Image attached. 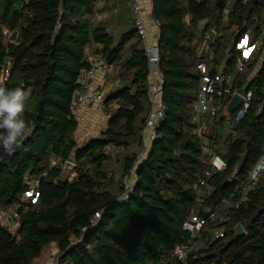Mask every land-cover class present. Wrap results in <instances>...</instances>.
<instances>
[{
	"label": "trees",
	"instance_id": "16d2710c",
	"mask_svg": "<svg viewBox=\"0 0 264 264\" xmlns=\"http://www.w3.org/2000/svg\"><path fill=\"white\" fill-rule=\"evenodd\" d=\"M97 3L0 0V82L8 68L6 87L31 90L24 116L30 134L12 155L0 147V209L9 210L26 191L28 176L40 177V200L22 215L19 236L0 230V264H34L52 244L59 251L58 264H264V172L248 190L250 172L264 157V0H151L165 115L135 170L133 191L121 204L115 203L124 191L120 178L130 175L144 149L148 60L132 20V27L124 29L129 10H120L110 25L96 24ZM110 26L123 31L114 36ZM247 32L261 44L241 73L235 44ZM203 41L210 73L224 66L235 78L234 91L247 87L253 92L248 111L231 133L205 135L209 151L226 164L209 178L208 151L195 121L196 52ZM92 47L108 68L118 71L119 86L104 100L107 127L79 146L73 104L90 68L86 53ZM108 146L122 149L115 161L105 154ZM66 162L76 165L71 180L65 176ZM202 179L205 186L197 192ZM224 201L230 203L225 211L230 221L223 225L224 238L215 241L211 233L222 227ZM101 210L105 213L91 225ZM217 211L219 218L209 220ZM191 216L207 220V248L180 262L175 250L191 243L184 231ZM237 225L245 230L241 239L235 235ZM72 240L77 244L70 246Z\"/></svg>",
	"mask_w": 264,
	"mask_h": 264
},
{
	"label": "built area",
	"instance_id": "2783aa9c",
	"mask_svg": "<svg viewBox=\"0 0 264 264\" xmlns=\"http://www.w3.org/2000/svg\"><path fill=\"white\" fill-rule=\"evenodd\" d=\"M131 10V18L133 28L137 34L141 37L144 46L145 56L148 60L149 71V85H148V98L150 100V112L148 114L146 125L144 128V148L149 150L151 144L156 140V132L164 120L165 106L162 103V88L163 79L158 70L159 64V50L157 44H150L147 40V25L144 18V11L140 0H128ZM157 25V23H156ZM264 33V28L262 30ZM8 36V32H5ZM261 44V38L253 39L250 32L244 34L240 38L239 42L235 44L238 56L236 58V67L238 72L244 73L247 70L250 62L253 61L256 52L259 50ZM208 53V46L206 41L199 44L196 52V69L200 75V84L197 93L196 103V117L197 124L196 133L203 139V146L208 155V164L211 167V171L205 173V178H209L212 172H221L225 170L226 164L217 154H212L209 151V141L205 138L208 134V125L214 122L218 117V111L226 106L225 113L230 118L229 133L232 132L235 124L243 119L253 99V92L247 90V87L242 91H234L233 85L235 78L233 75L225 72L224 66H219L216 74L212 75L210 69L205 62V56ZM107 68L106 64L100 57H95L90 62V68L83 73L81 79L82 90L76 95L73 104V113L82 110L86 106L93 107L103 116L105 115L104 109V94L95 85L96 78L102 74ZM2 82L3 84L9 79V70L4 68L2 70ZM235 95H239L243 99V103L240 107L231 114L227 112V106L231 102ZM261 109H259V112ZM258 112V113H259ZM122 152L121 148H114L108 146L105 150V154L109 156H117ZM264 160V157L262 158ZM58 160L52 162V166H57ZM261 172L256 178L250 176V183L248 190H251L257 186L262 176ZM134 170L130 175L125 178L124 191L118 195L115 199L116 204L127 202L129 196L133 191L134 186ZM26 191L20 196V198L14 203L9 210L0 209V230L4 229L8 231L12 236L18 237L21 228V217L29 209L30 206L37 205L40 200V177L28 176L26 178ZM205 186V179L199 181L197 185V192H200ZM241 201H245V195L241 197ZM230 207L228 201L223 202V213L219 219V225L222 227L216 228L211 233L212 240H220L224 238V227L230 218L226 215V209ZM238 207V205L236 206ZM105 213L104 210L96 213L91 221V225H96L97 221ZM222 213V214H223ZM219 218V212L211 214L209 220L216 221ZM208 230V222L205 219H201L198 216H191L184 223V231L190 234L191 243L189 245L178 246L175 250V259L183 262L191 252H197L207 248L206 242L203 240V233ZM86 229L82 230L84 233ZM77 242L70 241V246L76 245Z\"/></svg>",
	"mask_w": 264,
	"mask_h": 264
},
{
	"label": "crops",
	"instance_id": "0c3cea01",
	"mask_svg": "<svg viewBox=\"0 0 264 264\" xmlns=\"http://www.w3.org/2000/svg\"><path fill=\"white\" fill-rule=\"evenodd\" d=\"M143 11H144V18L147 25V40L150 44H157L158 39V26L153 18V9L151 0H140ZM118 5H115L114 0H98L96 13L93 17V21L96 24L99 23H109L112 22V19L117 17L119 11L124 10L125 8L129 10V21L128 27L124 28L127 30L131 28V10L127 0H118ZM110 32L114 36H119L120 32L123 30L118 29L115 26L109 27ZM124 30V31H125ZM96 47H92L90 50L87 51V60L92 62L96 56L95 50ZM118 75V71L114 70L113 68H106L101 75H99L95 80V85L99 88V90L104 94L106 97L111 91L118 88V81L116 79ZM75 120L78 123V129L74 135V139L79 146H83L89 139L96 138L100 135L101 131L105 129L109 122V115L106 114L103 116L98 111H96L93 107L86 106L82 110L73 113ZM226 122V121H225ZM209 129V128H208ZM229 133V131H228ZM148 154V150L143 149L141 156L139 157L136 166L134 168V174L136 168L143 163L146 159ZM67 179H73L76 174L72 171H67L66 175ZM135 182V178L133 179ZM55 245V244H53ZM56 246V245H55ZM36 261H39L36 260Z\"/></svg>",
	"mask_w": 264,
	"mask_h": 264
},
{
	"label": "clouds",
	"instance_id": "9594fccd",
	"mask_svg": "<svg viewBox=\"0 0 264 264\" xmlns=\"http://www.w3.org/2000/svg\"><path fill=\"white\" fill-rule=\"evenodd\" d=\"M31 90L24 87H6L0 82V147L12 155L30 132L24 118ZM264 172V160L258 161L250 172L252 178Z\"/></svg>",
	"mask_w": 264,
	"mask_h": 264
},
{
	"label": "rangeland",
	"instance_id": "374dc122",
	"mask_svg": "<svg viewBox=\"0 0 264 264\" xmlns=\"http://www.w3.org/2000/svg\"><path fill=\"white\" fill-rule=\"evenodd\" d=\"M253 78V75L250 76L249 80H252ZM224 116V117H223ZM221 117V116H220ZM219 117L218 121H214V122H211L209 125H208V135H211L213 134V132H217L219 133L220 135H227L228 134V129L230 127V118L227 116V114L225 112H223V115L221 118H223L225 121L224 122H220L219 120L221 119ZM222 124V125H221ZM213 127H215L217 130H214L213 131ZM143 152V151H142ZM118 156V155H117ZM117 156H112L113 157V160L115 161L116 160V157ZM114 168V167H113ZM125 178L121 179L120 178V185H124L125 182ZM58 257H59V251L57 249V247L55 245H51L45 252L44 254L42 255V257L39 259V261H35L34 264H58Z\"/></svg>",
	"mask_w": 264,
	"mask_h": 264
},
{
	"label": "water",
	"instance_id": "95a60500",
	"mask_svg": "<svg viewBox=\"0 0 264 264\" xmlns=\"http://www.w3.org/2000/svg\"><path fill=\"white\" fill-rule=\"evenodd\" d=\"M243 103V99L239 95H235L231 102L227 106V112L230 114H233ZM76 168V165L72 162H66L64 165V170L65 171H72ZM61 185L64 184V181L59 182ZM235 235L238 239H241L245 235V230L241 225H237L235 227Z\"/></svg>",
	"mask_w": 264,
	"mask_h": 264
}]
</instances>
